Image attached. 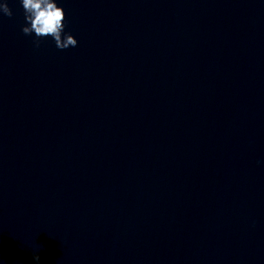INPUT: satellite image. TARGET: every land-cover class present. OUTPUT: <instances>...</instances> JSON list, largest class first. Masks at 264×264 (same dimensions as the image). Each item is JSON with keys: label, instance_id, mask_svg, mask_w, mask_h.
Listing matches in <instances>:
<instances>
[{"label": "water", "instance_id": "water-1", "mask_svg": "<svg viewBox=\"0 0 264 264\" xmlns=\"http://www.w3.org/2000/svg\"><path fill=\"white\" fill-rule=\"evenodd\" d=\"M7 3L0 264H264V0Z\"/></svg>", "mask_w": 264, "mask_h": 264}, {"label": "clouds", "instance_id": "clouds-1", "mask_svg": "<svg viewBox=\"0 0 264 264\" xmlns=\"http://www.w3.org/2000/svg\"><path fill=\"white\" fill-rule=\"evenodd\" d=\"M20 3L24 10L26 24L22 32L26 36L35 34L36 39L33 43L36 47H39L42 39L49 37L54 40L56 47L60 50L77 46V40L65 33L66 15L63 8L57 6L56 0H20ZM0 12L4 16L12 17L13 12L7 0L0 4ZM34 259L39 261V255L34 256Z\"/></svg>", "mask_w": 264, "mask_h": 264}]
</instances>
